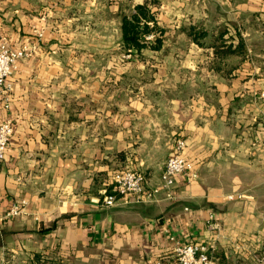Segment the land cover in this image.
Here are the masks:
<instances>
[{
	"label": "crops",
	"instance_id": "0c3cea01",
	"mask_svg": "<svg viewBox=\"0 0 264 264\" xmlns=\"http://www.w3.org/2000/svg\"><path fill=\"white\" fill-rule=\"evenodd\" d=\"M148 1L0 0V44L28 51L0 89V264H172L194 242L264 264V0H150L127 50ZM178 141L169 191L104 204L118 169L160 187Z\"/></svg>",
	"mask_w": 264,
	"mask_h": 264
},
{
	"label": "built area",
	"instance_id": "2783aa9c",
	"mask_svg": "<svg viewBox=\"0 0 264 264\" xmlns=\"http://www.w3.org/2000/svg\"><path fill=\"white\" fill-rule=\"evenodd\" d=\"M28 56L25 47L15 50L6 43L0 44V89H5L7 79L15 69V63ZM7 99H3L0 107V117L3 109L8 107ZM13 129L10 122L0 119V161H2L7 145L12 136ZM184 147L182 141H178L175 150L170 155L160 176V187L146 190V178L140 172L130 169H118L111 176V195L104 197L106 206H112L117 198L134 197L139 200L150 199L156 195L160 189L169 191L175 182V177L180 174L191 172L192 165L184 160L180 153ZM15 213V211H11ZM154 264H166L163 260L157 259ZM172 264H211L208 247L202 243L194 242L179 245L174 248Z\"/></svg>",
	"mask_w": 264,
	"mask_h": 264
},
{
	"label": "trees",
	"instance_id": "16d2710c",
	"mask_svg": "<svg viewBox=\"0 0 264 264\" xmlns=\"http://www.w3.org/2000/svg\"><path fill=\"white\" fill-rule=\"evenodd\" d=\"M153 4L152 1H148L146 4L142 6L135 7V12L129 16H126L122 20V40L124 47L127 50H139L144 46L141 42L144 39L142 36L146 34H150V32L154 30H148V22L152 19L149 16V4ZM155 30L158 33H162L161 30H157L154 26ZM153 29V28H152ZM193 39L198 41L199 38L203 37V33L191 32ZM159 42V41H158Z\"/></svg>",
	"mask_w": 264,
	"mask_h": 264
}]
</instances>
